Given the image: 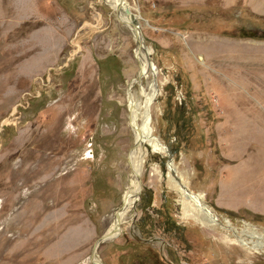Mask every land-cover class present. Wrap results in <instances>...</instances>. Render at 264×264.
<instances>
[{
    "label": "rangeland",
    "instance_id": "374dc122",
    "mask_svg": "<svg viewBox=\"0 0 264 264\" xmlns=\"http://www.w3.org/2000/svg\"><path fill=\"white\" fill-rule=\"evenodd\" d=\"M126 1L158 69L140 83L138 42L104 0H0V264H94L136 181L129 89L154 81L169 151H149L98 261L264 264L191 218L167 177L173 157L222 224L264 235V0Z\"/></svg>",
    "mask_w": 264,
    "mask_h": 264
},
{
    "label": "bare ground",
    "instance_id": "6f19581e",
    "mask_svg": "<svg viewBox=\"0 0 264 264\" xmlns=\"http://www.w3.org/2000/svg\"><path fill=\"white\" fill-rule=\"evenodd\" d=\"M104 2L112 8L113 12H116L118 14L119 19L122 23H125L128 27H130V29L134 33L135 39L138 42L139 46L137 48V55L140 58L142 64L139 75L140 80L138 81V83L141 82L142 78L148 76L150 71L153 72L154 75H156L158 73V69L149 60L150 52L146 49L145 42L142 40L141 24L139 21L137 25L134 24L131 14L126 11V7H130L129 3L126 0H104ZM133 82H135V80ZM158 95L159 91L157 89L155 81L151 82L147 88L143 86L141 87V97H138L134 93V90L132 88L129 89V123L136 140V146L131 152V160L136 181L133 188L125 195L124 204L117 211L115 223L107 232V234L112 235V238L120 234L119 230L121 229V222L124 220L125 214L128 215L127 213L132 208H134V204L138 200V197L142 190L141 177L143 176L144 165L146 163V158L149 155V151L154 147H160L165 152L169 151L168 146L163 142L161 136L157 133L153 120V104ZM44 133H46V131ZM42 146L43 150H46L48 147V145ZM42 159L46 158L43 157ZM176 165L177 164L172 157L167 165V177L174 183L177 190L179 191V200L181 207L191 218L197 220L202 225L214 226L219 224L224 226V228H230V230H233V232L236 234V240L238 244L249 248L253 252H259L260 248L264 249V235L262 233L253 231L251 232V238L246 239L242 236L237 235L236 229L233 228L234 226L232 227L231 221L228 218L226 220V223L222 224L220 222L219 215L216 214V212L207 203H205L203 194L201 192L199 193L191 190L188 186V183L184 181L185 179L179 180L175 176V174L177 173ZM130 213L131 212H129V214ZM95 263L101 264L98 261L97 256L95 259Z\"/></svg>",
    "mask_w": 264,
    "mask_h": 264
},
{
    "label": "water",
    "instance_id": "95a60500",
    "mask_svg": "<svg viewBox=\"0 0 264 264\" xmlns=\"http://www.w3.org/2000/svg\"><path fill=\"white\" fill-rule=\"evenodd\" d=\"M126 11L127 12H129L130 14H131V17H132V20H133V23L134 24H136L137 25V23H138V21H139V18H138V16L136 15V13H134L132 10H131V8L130 7H126ZM138 27V26H137ZM142 40L144 41V38H143V36H142ZM141 182H142V180H141ZM140 199V195H139V197H138V200ZM137 200V201H138ZM137 201L135 202V204H134V208H136V206H137ZM114 238V237H113ZM109 239H112V235H110V234H107V233H104L98 240H97V242L95 243V245H94V248H93V253H92V256H91V259H92V261L94 262V264H96L95 263V259H96V256H97V250H98V247L100 246V244L102 243V242H105V241H107V240H109Z\"/></svg>",
    "mask_w": 264,
    "mask_h": 264
}]
</instances>
